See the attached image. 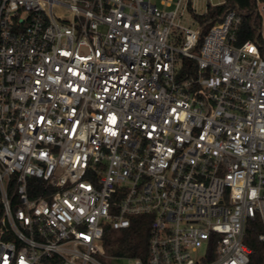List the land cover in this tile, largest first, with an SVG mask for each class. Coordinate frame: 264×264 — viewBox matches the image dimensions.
<instances>
[{
	"label": "built area",
	"instance_id": "obj_1",
	"mask_svg": "<svg viewBox=\"0 0 264 264\" xmlns=\"http://www.w3.org/2000/svg\"><path fill=\"white\" fill-rule=\"evenodd\" d=\"M0 0V264H248L264 242V2ZM150 220L148 256L106 252Z\"/></svg>",
	"mask_w": 264,
	"mask_h": 264
},
{
	"label": "trees",
	"instance_id": "obj_2",
	"mask_svg": "<svg viewBox=\"0 0 264 264\" xmlns=\"http://www.w3.org/2000/svg\"><path fill=\"white\" fill-rule=\"evenodd\" d=\"M259 1L264 0H225L224 3L209 6L205 14H195L196 18L205 24L199 44L210 27L222 18L230 9L238 8L242 15V23L238 31L237 43L242 44L247 40L258 37V29L262 20L256 15ZM261 228L258 223L251 222L245 242L253 252L248 264H264V242L259 239ZM150 237V220L139 216L132 221L130 227L125 229H109L105 234L106 252L112 256L142 257L148 256Z\"/></svg>",
	"mask_w": 264,
	"mask_h": 264
},
{
	"label": "rangeland",
	"instance_id": "obj_3",
	"mask_svg": "<svg viewBox=\"0 0 264 264\" xmlns=\"http://www.w3.org/2000/svg\"><path fill=\"white\" fill-rule=\"evenodd\" d=\"M224 2L225 0H192L193 11L186 10L183 18H181L180 20L178 19V21L184 26H190L195 28L198 26L199 22L196 20V18H194V13L205 14L210 5L215 6ZM107 262L109 264L116 263L113 258L107 259ZM122 264H129V261L123 260Z\"/></svg>",
	"mask_w": 264,
	"mask_h": 264
}]
</instances>
